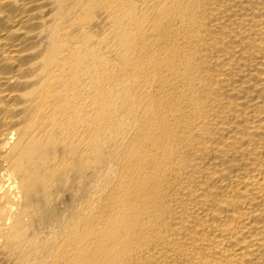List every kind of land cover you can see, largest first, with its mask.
<instances>
[{
    "label": "bare ground",
    "instance_id": "bare-ground-1",
    "mask_svg": "<svg viewBox=\"0 0 264 264\" xmlns=\"http://www.w3.org/2000/svg\"><path fill=\"white\" fill-rule=\"evenodd\" d=\"M0 264H264V0H0Z\"/></svg>",
    "mask_w": 264,
    "mask_h": 264
}]
</instances>
